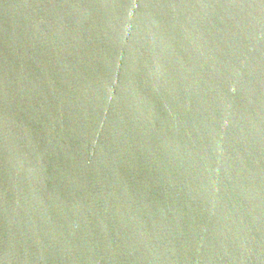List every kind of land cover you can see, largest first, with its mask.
I'll list each match as a JSON object with an SVG mask.
<instances>
[{
	"label": "water",
	"instance_id": "1",
	"mask_svg": "<svg viewBox=\"0 0 264 264\" xmlns=\"http://www.w3.org/2000/svg\"><path fill=\"white\" fill-rule=\"evenodd\" d=\"M0 264H264V0H0Z\"/></svg>",
	"mask_w": 264,
	"mask_h": 264
}]
</instances>
